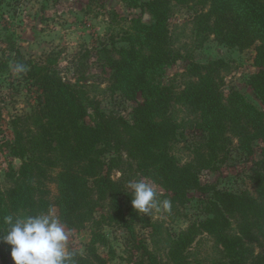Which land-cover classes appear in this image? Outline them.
<instances>
[{
	"label": "trees",
	"instance_id": "16d2710c",
	"mask_svg": "<svg viewBox=\"0 0 264 264\" xmlns=\"http://www.w3.org/2000/svg\"><path fill=\"white\" fill-rule=\"evenodd\" d=\"M173 1L183 6L190 0L140 2V8L153 19L140 28L149 52L124 49L130 56L126 59L111 55L107 45L100 50L112 75L123 84L122 91L128 92L126 98L135 99L138 94L143 98L133 107L130 120L103 112L97 103L91 105L77 83L62 77L49 62L20 56L18 61L27 66V78L37 85V104L29 113L12 119V137L1 136L0 130L1 147L21 160L19 169L10 167L7 172L10 185L2 196L5 208L0 203V215L20 209L31 215H50L55 206L58 219L70 230H81L89 222L102 225L105 220L128 223L120 195H129L124 174H133L125 182L137 173L163 187L172 206L184 205L191 190L199 192L205 217L172 238L165 261L145 250L136 264H194L187 248L200 231L222 247L225 259L219 264H247V241L259 242L264 249V145L251 167L255 196L245 190L218 189L200 180L201 170L217 169L219 151L230 141L228 134L237 138L239 148L247 154L253 152L254 141L264 142V112L236 89L225 94L219 72L227 64L222 59L193 63L180 91L146 79L149 68L155 71L176 58L168 48L167 21ZM203 1L208 11L196 16L199 33L213 34L224 45L241 49L259 41L253 58L258 70L251 74L248 85L264 104V0ZM5 70L7 65L0 61V71ZM175 102H184L193 114L199 113L194 121L199 140L192 158L184 164L171 154L179 132L171 114ZM90 108L93 123L86 121ZM113 170L121 173L119 179L112 178ZM50 183L57 189L53 198ZM101 207L107 210L96 219L93 215ZM230 218L238 219L235 236L228 233ZM3 225L0 223V229ZM68 251L74 264H106L94 241L85 245V253L71 247ZM249 264H264V253H257Z\"/></svg>",
	"mask_w": 264,
	"mask_h": 264
},
{
	"label": "rangeland",
	"instance_id": "374dc122",
	"mask_svg": "<svg viewBox=\"0 0 264 264\" xmlns=\"http://www.w3.org/2000/svg\"><path fill=\"white\" fill-rule=\"evenodd\" d=\"M144 0H0V61L7 65V70L0 71V130L1 136L12 137L11 121L19 115L29 113L37 104L38 88L27 73L17 74L15 65L25 60L50 63L62 77L70 79L84 91L91 101L106 113L120 114L130 120L132 109L142 101L138 94L135 99L126 98L118 78L112 75L113 70L107 65L106 55L100 51L107 45L110 54L129 59V48L138 52H149L143 43L140 28L153 21L151 15L140 8ZM208 4L203 0H190L185 5L171 2L169 5L167 27L170 48L175 60L164 64L159 69L147 70L146 79L151 84L171 85L180 91L186 85L191 65L207 64L213 59L226 62L221 69L222 90L227 94L236 89L246 100L264 112V104L256 98L248 85L252 73L258 70L254 65L255 47L259 41L246 48L224 45L215 35L199 33L197 15L207 12ZM121 48V50H119ZM116 49L115 51H113ZM125 49V50H124ZM118 51V52H116ZM2 68V67H1ZM196 80V77H190ZM171 114L178 124V137L171 146V154L179 164H184L193 156V147L199 140V130L194 121L199 113H192L184 102H175ZM94 122L92 108L86 118ZM223 144L219 151L221 162L215 170H201L200 180L213 184L218 189L241 192L245 190L256 195L255 182L252 179L251 167L260 158L262 141L253 142V152L247 154L239 148L236 137ZM21 160L1 147L0 142V203L3 205V194L8 189L7 172L10 167L17 170ZM56 174V171L53 172ZM132 173H125L124 180ZM112 178L119 179L121 173L112 171ZM140 179L154 186L159 201L169 200V193L150 178L139 177L136 173L123 183L129 195H120V204L128 223L103 220L102 225L89 222L81 230H70L67 250L71 247L85 253V245L94 241V248L104 258L106 264H136L147 250L156 259L165 261L173 237L205 217L203 213V196L195 191L188 192L184 205H171L170 211L153 210L150 214H138L131 205L132 193L130 182ZM50 195L57 194L55 183L49 184ZM130 196V198H129ZM107 209L98 208L94 217L100 219ZM8 215L25 217L30 212L8 211ZM6 214V213H5ZM0 223L3 224V216ZM50 215L58 218L57 207H52ZM237 218H230L228 233L235 236ZM6 225L0 229L4 234ZM261 243L245 242V262L254 260L257 253H264ZM188 259L194 264H219L224 258V251L217 241L206 232H198L187 248ZM0 264H13L10 258V247L0 242Z\"/></svg>",
	"mask_w": 264,
	"mask_h": 264
},
{
	"label": "clouds",
	"instance_id": "9594fccd",
	"mask_svg": "<svg viewBox=\"0 0 264 264\" xmlns=\"http://www.w3.org/2000/svg\"><path fill=\"white\" fill-rule=\"evenodd\" d=\"M15 72L27 71L23 63L15 65ZM132 208L138 214L148 215L153 210L170 211L169 200L159 201L153 185L143 181L130 182ZM6 225L0 242L10 247L13 264H74L73 254L67 250L69 233L65 225L49 214L3 217Z\"/></svg>",
	"mask_w": 264,
	"mask_h": 264
}]
</instances>
